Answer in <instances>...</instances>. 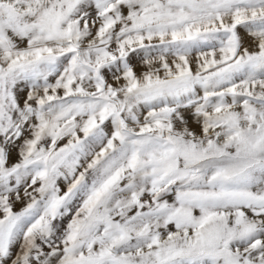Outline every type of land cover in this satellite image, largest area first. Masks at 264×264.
I'll return each instance as SVG.
<instances>
[{
    "label": "rangeland",
    "instance_id": "1",
    "mask_svg": "<svg viewBox=\"0 0 264 264\" xmlns=\"http://www.w3.org/2000/svg\"><path fill=\"white\" fill-rule=\"evenodd\" d=\"M0 264H264V0H0Z\"/></svg>",
    "mask_w": 264,
    "mask_h": 264
}]
</instances>
